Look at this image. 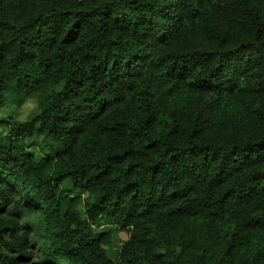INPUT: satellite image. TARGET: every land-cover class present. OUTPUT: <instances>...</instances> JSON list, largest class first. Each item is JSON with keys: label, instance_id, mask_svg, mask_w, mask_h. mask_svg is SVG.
<instances>
[{"label": "trees", "instance_id": "trees-1", "mask_svg": "<svg viewBox=\"0 0 264 264\" xmlns=\"http://www.w3.org/2000/svg\"><path fill=\"white\" fill-rule=\"evenodd\" d=\"M28 99L0 264H264V0H0V108Z\"/></svg>", "mask_w": 264, "mask_h": 264}, {"label": "rangeland", "instance_id": "rangeland-1", "mask_svg": "<svg viewBox=\"0 0 264 264\" xmlns=\"http://www.w3.org/2000/svg\"><path fill=\"white\" fill-rule=\"evenodd\" d=\"M35 106L36 102L33 99L26 100L20 107L12 104H6L4 107L0 108V121H6L8 119H25ZM29 141L32 143L29 150L35 158L38 159L41 154L36 145L40 142V137H32ZM73 191L76 193L83 192L81 189H75ZM112 236L113 237L111 238V243L109 245V255L112 258H116L122 243L128 237V231L126 229H119L113 233Z\"/></svg>", "mask_w": 264, "mask_h": 264}]
</instances>
